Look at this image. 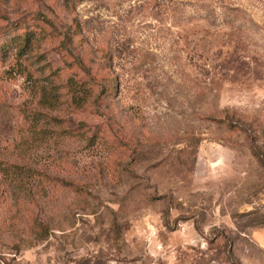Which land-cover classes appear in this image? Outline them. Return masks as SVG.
I'll return each instance as SVG.
<instances>
[{"label":"rangeland","instance_id":"374dc122","mask_svg":"<svg viewBox=\"0 0 264 264\" xmlns=\"http://www.w3.org/2000/svg\"><path fill=\"white\" fill-rule=\"evenodd\" d=\"M0 264H264V0H0Z\"/></svg>","mask_w":264,"mask_h":264},{"label":"trees","instance_id":"16d2710c","mask_svg":"<svg viewBox=\"0 0 264 264\" xmlns=\"http://www.w3.org/2000/svg\"><path fill=\"white\" fill-rule=\"evenodd\" d=\"M77 88H78V86L75 89H77ZM77 95H78V92L75 91V94H73V96H74L73 100H74L75 103H79L80 102V101L76 100L77 97H78Z\"/></svg>","mask_w":264,"mask_h":264}]
</instances>
